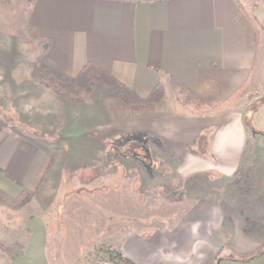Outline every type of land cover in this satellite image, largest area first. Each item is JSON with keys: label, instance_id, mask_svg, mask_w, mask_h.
I'll list each match as a JSON object with an SVG mask.
<instances>
[{"label": "crops", "instance_id": "obj_1", "mask_svg": "<svg viewBox=\"0 0 264 264\" xmlns=\"http://www.w3.org/2000/svg\"><path fill=\"white\" fill-rule=\"evenodd\" d=\"M26 1V28L34 40L45 42V60L61 73L76 77L92 63L141 99L157 84L163 86L161 103L140 113L144 126L139 131H148L149 122L153 125L148 132L163 141V150L175 154L179 179L211 174L230 181L239 176L248 135L234 104L196 116L177 106L161 108L170 102L165 95L171 79L212 106L242 86L258 83L255 64L262 33L241 0L244 10L237 0ZM201 135H207L201 147L207 158L187 149ZM49 164L44 148L9 129L0 131V190L6 195L16 198L26 189L36 196ZM190 200L172 227L130 237L123 254L134 264H251L256 258L264 264V253L253 261H235L221 250L228 227L230 249L238 255L251 253L260 241L245 232L246 221L226 200L199 193ZM1 207L0 243H21L8 242L10 229L19 230L20 236L23 230L29 233L22 258L0 257L2 264H49L43 219L33 213L24 222L16 216L22 208ZM259 233L264 236V229Z\"/></svg>", "mask_w": 264, "mask_h": 264}, {"label": "rangeland", "instance_id": "obj_2", "mask_svg": "<svg viewBox=\"0 0 264 264\" xmlns=\"http://www.w3.org/2000/svg\"><path fill=\"white\" fill-rule=\"evenodd\" d=\"M241 1L257 22L263 44L255 64L258 83L247 85L233 103L242 113L248 147L235 180L207 174L187 181L177 176L175 154L163 150V141L148 132L153 125L139 131L144 126L141 112L126 106L105 84L76 101L40 81L34 63L46 44L26 28L30 4L0 0V131L18 128L30 141L13 132L16 136L50 155L44 183L36 196L27 190L33 197L16 215L24 222L33 213L43 219L49 264H116L108 261L106 251L119 246L122 252L130 237L172 227L198 193L226 200L246 221L245 232L263 240L258 230L264 229V0ZM257 2L263 3L255 9ZM171 86L165 95L170 102L161 110H185ZM145 147L152 152L151 162ZM192 149L200 151L197 145ZM230 231L225 229L223 237ZM20 234L10 229L8 242L25 246L29 233ZM227 253L233 257L232 249ZM7 256L0 247V257ZM257 259L251 264H262Z\"/></svg>", "mask_w": 264, "mask_h": 264}, {"label": "trees", "instance_id": "obj_3", "mask_svg": "<svg viewBox=\"0 0 264 264\" xmlns=\"http://www.w3.org/2000/svg\"><path fill=\"white\" fill-rule=\"evenodd\" d=\"M238 2V5L242 7L244 10V6H242L241 2ZM255 23V21H254ZM44 53V52H43ZM34 66H37L40 73H42L39 77L40 81H42L48 87H51L54 91H56L59 95L63 97H67L71 100H79L84 96H88L92 93V89L98 83L105 84L108 89H112L116 96L119 97L121 101L125 103L126 106L131 107L132 109L138 112H145L152 110L156 107L157 104L162 101L164 88L161 84H157L155 89L147 96L146 98L141 99L138 97L131 89L125 87L120 81L110 76L107 72L100 69L95 64H87L76 77H70L66 74L61 73L58 71L54 66H50L45 58L42 55L39 58V61L34 63ZM171 85L174 87V92L176 94V99L183 105L185 110H187L191 115H198V114H207L209 112L220 111L222 108L231 106L238 98V95L244 90L246 87L245 85L239 88L238 90L234 91L230 97L226 100L219 103L217 106H212L208 102L206 103L201 97H199L194 92H191L188 88L183 86L181 83L177 82L174 79H171ZM9 130L18 133L24 139L30 141L23 133L18 129L14 128L13 126L9 127ZM205 137L207 135H201L196 141L190 146L187 147L189 152L196 156L201 152L203 155L201 147L203 143H205ZM198 146L200 150L198 152L192 149L194 146ZM152 150V149H151ZM147 156H149V161L151 162L152 152L150 149H144ZM149 162V163H150ZM153 165V164H152ZM33 195L30 194L27 190L23 189L20 192V196L13 198L10 195H6L4 192L0 190V206L10 209H20V207L26 205L31 199ZM225 240L223 243L222 251L226 249H230L229 246V234L227 232L224 234ZM1 249L6 252L9 256V259H18L22 258L25 251V246L23 244H12L11 246L7 247L4 245H0ZM231 250V249H230ZM221 253V252H220ZM219 253V254H220ZM264 253V240L259 241L255 249L248 254H235L233 253L232 259L235 261H247L252 260ZM108 255V261L113 262L116 264H134L132 263L125 254H122L119 246L115 250L106 251L105 253Z\"/></svg>", "mask_w": 264, "mask_h": 264}]
</instances>
